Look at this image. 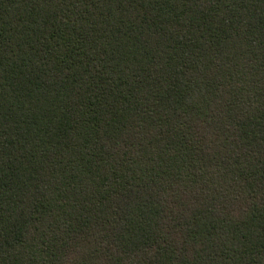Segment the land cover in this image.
Segmentation results:
<instances>
[{
    "label": "trees",
    "instance_id": "16d2710c",
    "mask_svg": "<svg viewBox=\"0 0 264 264\" xmlns=\"http://www.w3.org/2000/svg\"><path fill=\"white\" fill-rule=\"evenodd\" d=\"M0 264H264V0H0Z\"/></svg>",
    "mask_w": 264,
    "mask_h": 264
}]
</instances>
